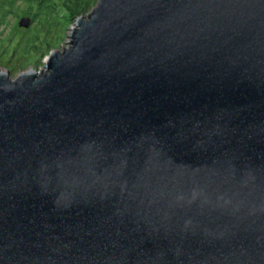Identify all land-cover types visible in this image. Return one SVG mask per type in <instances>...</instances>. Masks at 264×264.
Here are the masks:
<instances>
[{"label":"water","instance_id":"1","mask_svg":"<svg viewBox=\"0 0 264 264\" xmlns=\"http://www.w3.org/2000/svg\"><path fill=\"white\" fill-rule=\"evenodd\" d=\"M74 24L0 72V264H264V0Z\"/></svg>","mask_w":264,"mask_h":264},{"label":"trees","instance_id":"2","mask_svg":"<svg viewBox=\"0 0 264 264\" xmlns=\"http://www.w3.org/2000/svg\"><path fill=\"white\" fill-rule=\"evenodd\" d=\"M97 1L0 0V58L7 54H11L9 58L15 55L20 62L18 66L24 67L28 58L38 57L52 49L63 38L67 26ZM23 16L32 19L28 28L19 25Z\"/></svg>","mask_w":264,"mask_h":264},{"label":"rangeland","instance_id":"3","mask_svg":"<svg viewBox=\"0 0 264 264\" xmlns=\"http://www.w3.org/2000/svg\"><path fill=\"white\" fill-rule=\"evenodd\" d=\"M98 1L93 3L89 10L84 13L83 15H87L92 9L97 5ZM75 21L67 26L63 33V38L52 47V49H48L47 51H44L42 55H38V57H30L25 61V66L19 67L18 64L20 63L18 60H16V56L13 55L12 58H9L11 54H7L5 57L0 58V68L4 71H8L12 78L17 77V75L22 71H29L32 69H35L37 71H41L42 69H45L47 64V58L48 55L51 53L52 50H63L64 46H68L71 39V34L73 33V29L71 28L74 26ZM9 31V27L6 29V31ZM8 31L4 33L7 35ZM17 41V39L15 40ZM16 63V64H15ZM13 66V67H12ZM12 67V68H11ZM18 67V68H17ZM11 68V69H10Z\"/></svg>","mask_w":264,"mask_h":264},{"label":"bare ground","instance_id":"4","mask_svg":"<svg viewBox=\"0 0 264 264\" xmlns=\"http://www.w3.org/2000/svg\"><path fill=\"white\" fill-rule=\"evenodd\" d=\"M8 71H9V70H8ZM32 71H37V70L32 69ZM0 72H4V70L0 68Z\"/></svg>","mask_w":264,"mask_h":264}]
</instances>
